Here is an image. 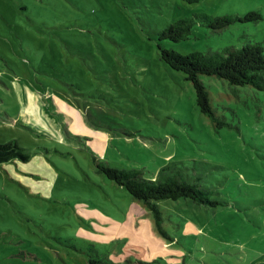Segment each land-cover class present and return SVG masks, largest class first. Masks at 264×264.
Segmentation results:
<instances>
[{
	"label": "rangeland",
	"instance_id": "374dc122",
	"mask_svg": "<svg viewBox=\"0 0 264 264\" xmlns=\"http://www.w3.org/2000/svg\"><path fill=\"white\" fill-rule=\"evenodd\" d=\"M251 12L160 39L195 14ZM249 42L264 46V0H0V143L26 156L0 163V264H264V92L201 77L217 127L159 50ZM98 164L175 169L218 204L161 201L164 236Z\"/></svg>",
	"mask_w": 264,
	"mask_h": 264
},
{
	"label": "trees",
	"instance_id": "16d2710c",
	"mask_svg": "<svg viewBox=\"0 0 264 264\" xmlns=\"http://www.w3.org/2000/svg\"><path fill=\"white\" fill-rule=\"evenodd\" d=\"M189 4L200 0H182ZM262 16L251 12L244 17L224 15L214 17L207 13L195 14L180 19L160 32L161 40L180 43L191 39L194 27L200 23L213 31H222L237 22L259 21ZM162 60L172 69L185 74L196 93L197 106L202 114L207 116L217 127L229 126L225 118L219 116L211 103V94L201 77H215L225 81L232 87H250L264 92V46L261 43H247L242 48L225 47L219 51L206 53L195 51L182 54L173 49L159 46ZM17 146L12 143H0V163L10 161L14 156L26 159V156L14 152ZM11 151V152H10ZM106 178L114 181L133 197L142 203L153 215L158 232L167 236L163 228V213L160 202L164 200L178 201L190 199L200 206H216L218 203L211 198V192L203 189L198 183L190 182L179 171L172 169L171 174L162 177H146L141 169H119L115 167L97 165ZM166 170V169H165ZM170 170V168H168ZM145 263V264H156ZM90 264H119L107 261L97 255L90 259Z\"/></svg>",
	"mask_w": 264,
	"mask_h": 264
}]
</instances>
